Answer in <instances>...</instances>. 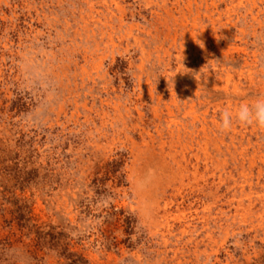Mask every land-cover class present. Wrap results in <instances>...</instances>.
<instances>
[{
    "label": "rangeland",
    "instance_id": "rangeland-1",
    "mask_svg": "<svg viewBox=\"0 0 264 264\" xmlns=\"http://www.w3.org/2000/svg\"><path fill=\"white\" fill-rule=\"evenodd\" d=\"M263 172L264 0H0V264H264Z\"/></svg>",
    "mask_w": 264,
    "mask_h": 264
},
{
    "label": "bare ground",
    "instance_id": "bare-ground-1",
    "mask_svg": "<svg viewBox=\"0 0 264 264\" xmlns=\"http://www.w3.org/2000/svg\"><path fill=\"white\" fill-rule=\"evenodd\" d=\"M87 1V0H86ZM117 3V2H116ZM213 4V3H212ZM91 9V8H90ZM121 9V8H120ZM216 9H217V7H216ZM213 10V9H212ZM116 11H117V9H116ZM110 14V13H109ZM113 14V13H112ZM111 14V15H112ZM121 15V14H120ZM100 17V16H99ZM121 18V17H120ZM213 19V18H212ZM103 20V19H102ZM100 21V20H99ZM90 22V21H89ZM110 22V21H109ZM102 23V22H101ZM88 24V23H87ZM98 24H100V23H98ZM89 25V24H88ZM101 25V24H100ZM123 25V24H122ZM188 26V25H187ZM214 26H215V24H214ZM182 27V26H181ZM91 29V28H90ZM101 29V28H100ZM187 29V28H186ZM107 30V29H106ZM181 30V29H180ZM184 30V29H183ZM85 31H87V30H85ZM120 32H121V30H120ZM187 32H188V30H187ZM106 34V33H105ZM116 34V33H115ZM93 35V34H92ZM99 36V35H98ZM114 36V35H113ZM183 36V35H182ZM198 36V35H197ZM89 37V36H88ZM95 37V36H94ZM232 37V36H231ZM102 40V39H101ZM206 40V39H205ZM111 42V41H110ZM204 42V41H203ZM205 43V42H204ZM203 43V44H204ZM27 47V46H26ZM15 48V47H14ZM205 51V50H204ZM31 52V51H30ZM29 52V53H30ZM87 52V51H86ZM206 52V51H205ZM17 53V52H16ZM36 54V53H35ZM33 58H35V57H33ZM86 58V57H85ZM89 58V57H88ZM229 58H231V57H229ZM247 62V61H246ZM77 64V63H76ZM247 64V63H246ZM76 68H78V67H76ZM229 79V78H228ZM233 88V87H232ZM259 88V87H258ZM226 90H227V88H226ZM229 91V90H228ZM240 93V92H239ZM242 93V92H241ZM238 94V93H237ZM231 95V94H230ZM240 96V95H239ZM229 98V97H228ZM227 98V99H228ZM230 99V98H229ZM238 99H240V98H238ZM233 104H234V102H233ZM253 104V103H252ZM106 105V104H105ZM229 105V104H228ZM247 105V104H246ZM258 105V104H257ZM225 106V105H224ZM231 106H233V105H231ZM255 106V105H254ZM254 106H252L253 108H254ZM261 106H263L262 104H261ZM222 107V106H221ZM230 107V106H229ZM248 107V106H247ZM218 108H220V107H218ZM244 108V107H243ZM263 109V108H262ZM220 110V109H219ZM257 110V109H256ZM255 110V111H256ZM224 112H226V111H224ZM249 112V111H248ZM217 113V112H216ZM228 113V112H227ZM239 114V113H238ZM207 115H208V113H207ZM231 115V114H230ZM242 115V114H241ZM251 115H253V114H251ZM200 116V115H199ZM206 116V115H205ZM236 116V115H235ZM196 117V116H195ZM207 117V116H206ZM236 117H238V116H236ZM255 117V116H254ZM216 118V117H215ZM258 118V117H257ZM205 119V118H204ZM206 120V119H205ZM224 120V119H223ZM227 120V119H226ZM234 120V119H233ZM244 120V119H243ZM204 121V120H203ZM203 121H202V123H203ZM250 121V120H249ZM162 122V121H161ZM170 122V121H169ZM206 122H207V120H206ZM254 122V121H253ZM256 122V121H255ZM194 123V122H193ZM192 123V124H193ZM214 123H216V122H214ZM213 123V124H214ZM244 123V122H243ZM194 124H196V123H194ZM201 124V123H200ZM212 124V125H213ZM226 124V123H225ZM245 125V124H244ZM196 126V125H195ZM203 126V125H202ZM226 126V125H225ZM177 127V126H176ZM180 127V126H179ZM239 127V126H238ZM187 128V127H186ZM198 128V127H197ZM209 128H210V126H209ZM219 128V127H218ZM226 128V127H225ZM163 129V128H162ZM169 129V128H168ZM234 130V129H233ZM171 133V132H170ZM178 133V132H177ZM180 133V132H179ZM225 133H226V131H225ZM172 134V133H171ZM228 134V133H227ZM207 135V134H206ZM214 135V134H213ZM234 135H236V133L234 134ZM196 136V135H195ZM205 136V135H204ZM215 136V135H214ZM161 137V136H160ZM164 137H166V136H164ZM169 137V136H168ZM209 137V136H208ZM179 138V137H178ZM204 138V137H203ZM215 138V137H214ZM217 138V137H216ZM172 139H173V137H172ZM185 139V138H184ZM189 139H190V137H189ZM198 139V138H197ZM209 139H212V138H209ZM230 139V138H229ZM234 139V138H233ZM236 139V138H235ZM244 139V138H243ZM207 140V139H206ZM223 140V139H222ZM242 140V139H241ZM208 141H210V140H208ZM232 141V140H231ZM185 142V141H184ZM200 142H201V140H200ZM242 142V141H241ZM178 143V142H177ZM192 143V142H191ZM209 143V142H208ZM248 143V142H247ZM165 144V143H164ZM174 144V143H173ZM198 144V143H197ZM239 144V143H238ZM168 145H170V144H168ZM186 145H188V144H186ZM205 145V144H204ZM217 145V144H216ZM220 145H222V144H220ZM250 145V144H249ZM210 146H211V144H210ZM224 146V145H223ZM226 146V145H225ZM241 146V145H240ZM167 147V146H166ZM180 147V146H179ZM202 147V146H201ZM169 148V147H168ZM182 148V147H181ZM204 148H206V147H204ZM210 148V147H209ZM216 148V147H215ZM220 148V147H219ZM164 149V148H163ZM167 149V148H166ZM187 149V148H186ZM185 149V150H186ZM190 149V148H189ZM201 149V148H200ZM218 149V148H217ZM228 149V148H227ZM230 149V148H229ZM246 149V148H245ZM251 149V148H250ZM206 150H208V149H206ZM216 150V149H215ZM249 150V149H248ZM193 151V150H192ZM200 151V150H199ZM217 151V150H216ZM216 151H215V153H216ZM235 151V150H234ZM190 152H191V150H190ZM203 152V151H202ZM207 152V151H206ZM224 153V152H223ZM227 153V152H226ZM235 153V152H234ZM171 154V153H170ZM169 154V155H170ZM185 154H187V153H185ZM217 154V153H216ZM237 154V153H236ZM218 155H219V153H218ZM221 155V154H220ZM231 155V154H230ZM215 156V155H214ZM234 156V155H233ZM239 156V155H238ZM198 157V156H197ZM196 157V158H197ZM241 157V156H240ZM239 157V158H240ZM199 159V158H198ZM207 159V158H206ZM212 159V158H211ZM210 159V160H211ZM236 158H234V160H235ZM200 160V159H199ZM214 160V159H213ZM232 160V159H231ZM244 160V159H243ZM215 161H217V160H215ZM253 161V160H252ZM210 162V161H209ZM233 162V161H232ZM246 162H248V161H246ZM224 163V162H223ZM236 163V162H235ZM239 164V163H238ZM245 164V163H244ZM210 165V164H209ZM237 167H238V165H237ZM253 167V166H252ZM251 167V168H252ZM244 168V167H243ZM255 168V167H254ZM253 168V169H254ZM261 168V167H260ZM237 170V169H236ZM240 170V169H239ZM264 173V172H263ZM258 175H259V172H258ZM243 191V190H242ZM262 200V199H261ZM198 213V212H197ZM187 235V234H186ZM198 248H199V245H198Z\"/></svg>",
    "mask_w": 264,
    "mask_h": 264
}]
</instances>
